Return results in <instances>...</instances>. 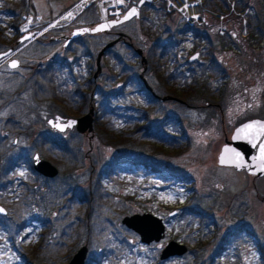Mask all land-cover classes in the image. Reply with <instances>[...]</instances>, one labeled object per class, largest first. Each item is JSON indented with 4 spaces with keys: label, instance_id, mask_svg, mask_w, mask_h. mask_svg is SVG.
<instances>
[{
    "label": "rangeland",
    "instance_id": "obj_1",
    "mask_svg": "<svg viewBox=\"0 0 264 264\" xmlns=\"http://www.w3.org/2000/svg\"><path fill=\"white\" fill-rule=\"evenodd\" d=\"M111 1L0 0V51L14 46L0 59V205L6 211L0 214V264H65L82 244L83 264H264V174L252 179L216 164L220 118L228 130L227 121L248 116L241 104L257 84L253 71L259 75L264 67V0H234L248 38L238 36L240 15L232 12L221 23L209 16L197 60L189 63L185 53L177 55L178 41L160 55L157 46H149L181 37L173 15L141 6L140 18L112 28L144 49L143 75L153 90L164 94L168 88L161 84L168 82L170 94L193 101L191 107L160 102L144 91L139 57L124 42L100 56L92 78L96 53L114 34H82L65 48L48 41L45 32L54 31L52 25H91L115 17L108 9L122 13L132 4L123 0L109 7ZM210 1L216 5L208 10L225 12L221 0ZM46 23L37 38L14 43L18 25L41 30ZM9 58L17 60L16 67L5 63ZM80 91L91 96L93 117L98 114L110 136L93 124L87 133L48 124L49 118L86 111L88 102L75 112ZM137 124L147 125L149 133L135 131ZM132 130L133 140L115 138ZM34 151L55 165V176L31 168ZM135 212L161 217L164 238L140 242L120 222ZM169 239L183 241L187 251L162 260L156 244Z\"/></svg>",
    "mask_w": 264,
    "mask_h": 264
},
{
    "label": "water",
    "instance_id": "obj_2",
    "mask_svg": "<svg viewBox=\"0 0 264 264\" xmlns=\"http://www.w3.org/2000/svg\"><path fill=\"white\" fill-rule=\"evenodd\" d=\"M143 0H138L135 4L126 8L123 13L117 18L103 19L95 22L92 25H81L71 29L68 36L65 37V42L74 36L85 33H97L106 31L109 27L120 24L129 20L132 17H138L139 7ZM133 9L135 12L133 13ZM125 17H128L125 19ZM122 33H119L121 36ZM33 36V33H24L16 43L28 40ZM115 40L105 43L96 53L95 56V70L92 78H95L99 71V58L103 54L106 47L113 44ZM12 49L8 48L0 52V59L12 53ZM137 54H141V49H135ZM196 53L190 55L189 60L194 58ZM141 61L145 62V57L141 55ZM13 62L17 65V60L14 58L7 59L6 63L12 67ZM144 70V68H143ZM141 81L146 87H149L139 73ZM91 98V96H90ZM173 98V97H170ZM48 124L55 129L63 130L65 128L73 127L79 133L92 132L93 124V106L89 102L86 111L78 116H68L62 120L52 121L51 118L47 120ZM69 122L71 125H69ZM261 145H264V118L247 119L236 125L228 139L220 145L216 153V164L222 166H231L237 171L243 170L252 176V179L264 174V154L261 151ZM31 167L38 174L45 177H53L57 174V168L48 160L39 156L37 151L31 155ZM0 214H5V209L0 205ZM120 222L127 228L137 233L139 241L142 243H150L152 241L159 242L164 238L165 227L161 217L151 212H135L121 217ZM87 247L85 244L80 245L70 256L65 264H83ZM186 252L185 244L170 239L160 249L159 258L166 259L172 256H179Z\"/></svg>",
    "mask_w": 264,
    "mask_h": 264
},
{
    "label": "flooded vegetation",
    "instance_id": "obj_3",
    "mask_svg": "<svg viewBox=\"0 0 264 264\" xmlns=\"http://www.w3.org/2000/svg\"><path fill=\"white\" fill-rule=\"evenodd\" d=\"M136 1L137 0H133L132 1V3H136ZM140 8V7H139ZM132 18H137V17H132ZM132 18H130V19H132ZM129 19V20H130ZM126 22V21H125ZM122 23H124V22H122ZM122 23H120V24H122ZM120 24H117V25H114V26H111V27H109L106 31H103V32H97V33H102V34H105V35H108V34H114V37H112V38H110V40L109 41H112V40H115V42L113 43V44H111L110 46H108V47H106L105 49H104V51H103V53H105L107 50H108V48L109 47H111L112 45H115L116 43H118L119 41L120 42H124L127 46H129V47H131L134 51H135V49H137L138 47H135V45H134V43L130 40V38L128 37V36H126L124 33H122V32H120V31H117V30H112V28H114V27H117V26H119ZM46 26L44 27V28H42L41 30H38V29H35V28H32V29H22V28H20L19 27V25L15 28L16 29V31L18 32V35H17V37H16V39L14 40V43H16V41L24 34V33H26V32H31V33H33V36L31 37V39H33V38H37V36L39 35V34H41L46 28H48L49 26L47 25V23L45 24ZM61 26L62 25H58V26H56V25H52V27H54V29H50V30H54V31H50V32H48V31H46L45 32V34L47 35V39H48V41L49 42H56V41H60L61 42V47L62 48H65L70 42H73V41H76V39L79 37V36H81V35H78V36H74V37H72V38H70L67 42H65V37L64 36H68L69 35V33H70V31H71V29H73L74 27H78V26H74V27H70V28H67V29H60L61 28ZM119 33H122V35L121 36H119ZM86 34H89V33H86ZM90 34H95V33H90ZM109 41H107V42H109ZM181 41V40H180ZM161 42H163V41H161ZM179 42V41H178ZM180 43V50H179V52H178V54L177 55H179V53H185L186 55H187V62L189 63V62H191L193 59L194 60H197V56H198V52H197V49H199L200 47V45L198 44V45H196L195 46V48H194V50L192 51V52H186V50H184V47H183V45H182V43L181 42H179ZM178 43V44H179ZM201 44V43H200ZM150 46V45H149ZM14 46L13 45H9L8 47H6V49H8V48H11L12 50H14V48H13ZM5 49V50H6ZM138 49H141V48H138ZM143 50L144 49H141V54H137L138 55V57H139V62L141 63V71L139 72V73H142V76L144 77V75H143V72H144V70H145V66H146V58H145V62H143V61H141V55H143L144 57H145V55H144V53H143ZM200 50V49H199ZM195 51V52H194ZM1 52V51H0ZM136 52V51H135ZM12 53H13V51H12ZM15 53V52H14ZM137 53V52H136ZM193 53H196V56L194 57V58H192L191 60H189V57H190V55L191 54H193ZM262 54V53H261ZM189 55V56H188ZM263 57V59H264V55L262 56ZM46 60L48 61H51V60H53V58H47L46 57ZM57 60V59H56ZM253 60L255 61V58L253 57ZM6 61H7V59H6ZM6 61H5V63H6ZM51 62H53V61H51ZM7 64V63H6ZM143 68H144V70H143ZM257 70L255 69V71H253V74H254V76H255V80H256V83L257 84H255L256 86H252L251 88H249L247 91H248V97H247V99L246 100H243V104H241V105H243L241 108L242 109H245L246 111H247V113H248V116L246 117V118H244L243 120H241L242 122L243 121H245V120H247V119H253V118H259V119H263L264 118V106H262L261 108H259L261 105H264V67L263 68H261V70H260V72H259V75H257V74H255V72H256ZM139 73H138V78L140 79V81H141V78L139 77ZM146 83H147V81H146ZM141 84H142V87H143V90L144 91H147L149 94H150V96L153 98V99H157V100H159L160 102H165V101H167V100H170V101H174V102H178V103H182V104H185V106H189V107H191L192 106V102L193 101H186V100H184V99H182V98H180V97H178V96H176V95H174V94H170V88H171V86H169V84H168V82H164V83H162L161 84V87H167L166 89H167V91H165V93L164 94H157L154 90H153V88L147 83V85L149 86V87H146L145 85H144V83L141 81ZM245 88L243 89V91H242V93H239L240 94V97H242V95L245 93ZM175 91V90H174ZM187 93V92H186ZM185 93V94H186ZM254 95H261L260 97H258L257 99H254ZM244 96V95H243ZM170 97H173V98H170ZM204 102L206 103L207 102V100H204ZM250 102H255V104H253L252 106H250ZM214 104V103H213ZM215 105H216V103H215ZM256 105V106H255ZM218 106V105H217ZM220 107H221V105H220ZM219 108V107H218ZM250 111H249V110ZM220 110H221V108H220ZM241 111V110H240ZM221 113H222V111H221ZM236 115V114H235ZM222 117V116H221ZM235 118H233V119H231L230 121H227V126H228V130H225V128L223 127L226 123H224V120H223V118H220V122H221V124H220V126H221V129H222V134H223V136H222V143L224 142V140L225 139H228L229 138V136H230V133H231V131H232V129L236 126V125H238L239 123H241V121L240 122H238V123H236V124H233V120H234ZM231 122V126H229V123ZM184 135V134H183ZM166 137H167V140L169 139V141L171 140V139H174V138H172L171 137V135L170 134H166ZM184 137H185V135H184ZM221 143V144H222ZM220 144V145H221ZM220 147V146H219ZM219 149V148H218ZM219 166H221V167H226V168H228V169H234V168H232L231 166H222V165H219ZM235 170V169H234ZM237 171V170H236ZM241 171V170H240ZM167 172V171H166ZM262 176V175H261ZM43 177H45V176H43ZM259 177V176H258ZM46 178H51V177H46ZM254 188V187H253ZM170 240V239H169ZM174 240H177V239H174ZM177 241H179V242H181V243H183V244H185L183 241H181V240H177ZM164 245V244H163ZM163 245H161V244H159V243H157L156 244V246L159 248V249H161V247L163 246ZM186 246V245H185ZM186 251H187V246H186ZM174 257V256H173ZM170 258H172V257H170Z\"/></svg>",
    "mask_w": 264,
    "mask_h": 264
},
{
    "label": "built area",
    "instance_id": "obj_4",
    "mask_svg": "<svg viewBox=\"0 0 264 264\" xmlns=\"http://www.w3.org/2000/svg\"><path fill=\"white\" fill-rule=\"evenodd\" d=\"M127 1V0H126ZM146 3H156L160 2L163 4V9L166 13L174 15L177 17L179 23L182 25L183 30L181 33V43L183 44L184 50L186 52H192L196 45L200 44L203 39L200 38L205 30V25L209 16L215 17L216 20L221 23L228 14L234 12L236 15H240V25L238 30V36L240 38H248L249 29L240 11H235L234 0H221L220 2L225 7V12L211 11L205 6L206 0H143ZM123 3V0L111 1L108 5L109 7L116 6L118 8ZM71 9L67 10L64 14H61L57 19L52 21L50 24L60 21L62 18L66 17V13ZM120 9L111 10L108 9L110 14L118 16L120 14ZM72 12V11H71ZM219 35H222L223 28L216 27Z\"/></svg>",
    "mask_w": 264,
    "mask_h": 264
},
{
    "label": "trees",
    "instance_id": "obj_5",
    "mask_svg": "<svg viewBox=\"0 0 264 264\" xmlns=\"http://www.w3.org/2000/svg\"><path fill=\"white\" fill-rule=\"evenodd\" d=\"M207 3L209 4H213V5H216V3H214V2H211L210 0H207ZM212 5V6H213ZM150 8H155V9H159L164 15H165V13L163 12V10H162V7H161V4L159 3L158 4V6H154V5H151V4H147V3H144L143 4V6H142V9H144V10H148V9H150ZM141 17V13H140V15H139V18ZM238 25H240V22H239V24ZM258 25L259 24H257V26L256 27H258ZM180 30L177 28L176 29V31H175V33H178ZM177 41L178 40H176V39H168V40H166V41H163V42H159V41H157V40H153L152 42H151V44H150V47L151 48H156V46H157V48H158V55H160V53H163L167 48H169V47H172V46H174L175 44H177ZM158 42H159V44H158ZM51 62V61H50ZM89 84H90V81H89ZM80 102H82V104H81V106L79 105V103L76 105V108L77 109H75V112L76 111H79L80 112V110L82 109V106L85 104V102H88V104H89V102L91 103V101H90V96H89V98H87L86 97V93H85V91H80V100H79ZM144 117L146 118L147 117V114L145 115L144 114ZM97 118H98V114H95V116L93 117V125L98 129V128H100L103 132H105V134L106 135H109V130L107 129V128H105L104 126L102 127V125H101V123H99L98 121H97ZM94 127V128H95ZM147 125H144V124H137V126L135 127V131H139V130H142L143 132H144V134H148L149 132L147 131ZM159 130V129H158ZM133 131L134 130H132V132H129V133H126V134H119L117 137L115 136V138H117V139H119V140H131L132 138L134 139L135 137L132 135L133 134ZM111 133V132H110ZM158 135L162 138V135H163V133L161 132V131H159L158 132ZM110 136V135H109ZM164 136V135H163ZM164 138V137H163ZM132 139V140H133ZM165 139V138H164ZM57 146L59 145L60 147H63L62 146V144L61 143H59L58 141H53ZM160 144V143H159ZM127 160H125V162H126ZM128 163H130L131 164V161H127ZM105 170H100L99 172H98V174L100 175V176H104V174H106V172H104ZM258 249L261 251L260 253L261 254H263V252H262V245L261 244H258ZM263 259H264V256H263Z\"/></svg>",
    "mask_w": 264,
    "mask_h": 264
},
{
    "label": "snow or ice",
    "instance_id": "obj_6",
    "mask_svg": "<svg viewBox=\"0 0 264 264\" xmlns=\"http://www.w3.org/2000/svg\"><path fill=\"white\" fill-rule=\"evenodd\" d=\"M132 11L134 13L135 12V9H133ZM127 18L128 17H125V19H127ZM12 67H16L15 62H13ZM71 123H73V122H69V125H71ZM261 151H262V154H264V145H261ZM0 211H2V210H0Z\"/></svg>",
    "mask_w": 264,
    "mask_h": 264
}]
</instances>
